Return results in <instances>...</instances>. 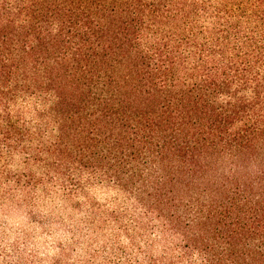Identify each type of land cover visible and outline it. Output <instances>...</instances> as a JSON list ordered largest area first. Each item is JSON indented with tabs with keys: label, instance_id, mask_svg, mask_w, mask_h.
<instances>
[{
	"label": "trees",
	"instance_id": "1",
	"mask_svg": "<svg viewBox=\"0 0 264 264\" xmlns=\"http://www.w3.org/2000/svg\"><path fill=\"white\" fill-rule=\"evenodd\" d=\"M97 187L108 264H264V0H0V206Z\"/></svg>",
	"mask_w": 264,
	"mask_h": 264
},
{
	"label": "rangeland",
	"instance_id": "2",
	"mask_svg": "<svg viewBox=\"0 0 264 264\" xmlns=\"http://www.w3.org/2000/svg\"><path fill=\"white\" fill-rule=\"evenodd\" d=\"M115 211L135 214L115 191L100 187L70 202L53 192L36 206H0V264H108L118 246L106 216Z\"/></svg>",
	"mask_w": 264,
	"mask_h": 264
}]
</instances>
